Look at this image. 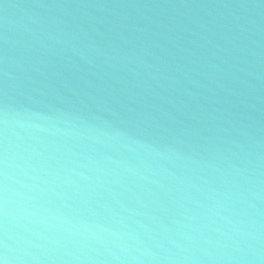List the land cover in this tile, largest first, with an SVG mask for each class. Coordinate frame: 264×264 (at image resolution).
I'll list each match as a JSON object with an SVG mask.
<instances>
[{
	"label": "water",
	"instance_id": "obj_1",
	"mask_svg": "<svg viewBox=\"0 0 264 264\" xmlns=\"http://www.w3.org/2000/svg\"><path fill=\"white\" fill-rule=\"evenodd\" d=\"M0 264H264V0H0Z\"/></svg>",
	"mask_w": 264,
	"mask_h": 264
}]
</instances>
